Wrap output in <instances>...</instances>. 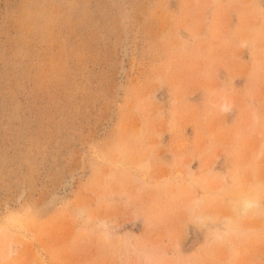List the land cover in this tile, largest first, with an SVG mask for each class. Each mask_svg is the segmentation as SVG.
Wrapping results in <instances>:
<instances>
[{
	"label": "rangeland",
	"instance_id": "374dc122",
	"mask_svg": "<svg viewBox=\"0 0 264 264\" xmlns=\"http://www.w3.org/2000/svg\"><path fill=\"white\" fill-rule=\"evenodd\" d=\"M0 264H264V0H0Z\"/></svg>",
	"mask_w": 264,
	"mask_h": 264
},
{
	"label": "bare ground",
	"instance_id": "6f19581e",
	"mask_svg": "<svg viewBox=\"0 0 264 264\" xmlns=\"http://www.w3.org/2000/svg\"><path fill=\"white\" fill-rule=\"evenodd\" d=\"M121 62V61H120ZM122 69V68H121ZM120 75V74H119ZM70 184V183H69ZM64 187H63V189L67 186H70V185H63ZM69 189H70V187H68ZM66 189V188H65ZM251 195L250 194H246L245 196H242L241 197V202H240V204H241V207L243 208V209H246L251 203H252V201H253V199H252V197H250ZM49 203H48V205L50 206V207H52L56 202H57V198H56V196H54L53 195V197L51 198V200L50 201H48Z\"/></svg>",
	"mask_w": 264,
	"mask_h": 264
}]
</instances>
